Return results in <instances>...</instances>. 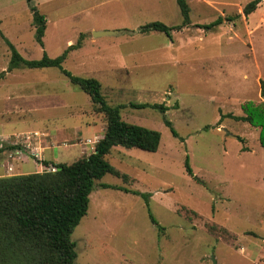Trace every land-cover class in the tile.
I'll return each mask as SVG.
<instances>
[{
	"label": "rangeland",
	"instance_id": "obj_1",
	"mask_svg": "<svg viewBox=\"0 0 264 264\" xmlns=\"http://www.w3.org/2000/svg\"><path fill=\"white\" fill-rule=\"evenodd\" d=\"M252 1L186 0L189 26L167 37L134 32L180 26L176 0H0V147L15 148L0 153V178L87 158L106 126L59 70L6 72V41L28 61L66 54L62 68L96 79L122 121L161 136L155 153L116 146L107 155L119 176L96 182L71 235L74 264H264V148L257 128L229 118L243 116V102H260L264 0L245 16ZM30 7L45 18L43 47ZM162 103L165 113L151 107Z\"/></svg>",
	"mask_w": 264,
	"mask_h": 264
},
{
	"label": "trees",
	"instance_id": "obj_2",
	"mask_svg": "<svg viewBox=\"0 0 264 264\" xmlns=\"http://www.w3.org/2000/svg\"><path fill=\"white\" fill-rule=\"evenodd\" d=\"M32 0H27L30 4ZM261 0H255L244 7L243 14L249 16L254 12ZM182 23L180 26L167 27L159 22L140 27L136 33L149 35L151 33L171 36V32H179L189 26V8L186 0H176ZM32 23L35 28L34 39L43 47L42 39L45 31V18L34 7H30ZM239 15L218 18L214 22L201 26L211 30L224 21L233 22ZM4 38L2 35H0ZM11 57L8 70L16 69H48L54 68L68 79L70 84L78 87L89 96L97 113L105 120L103 137L96 142L93 152L87 158H81L72 164H51L44 162L45 167L52 166L54 172L33 173L13 177L0 178V264H74L76 244L71 235L86 216L89 208V197L95 184L105 174L119 176L106 160L107 155L116 146L127 149H138L155 153L159 147L161 136L158 132L122 121L118 107H110L101 95V85L93 78L85 79L73 76L62 68L66 58L63 54L57 58H49L43 54L40 60H24L6 41ZM74 46H70L69 50ZM5 72L0 74V79ZM260 96L264 98V81H260ZM145 108V106H133ZM153 109L165 113L164 104L153 105ZM243 116L230 119L244 122L257 128L258 144L264 148V102L246 101L241 104ZM171 134L177 137L170 123L166 122ZM239 141H242L239 138ZM14 147H0V153ZM186 171H192L185 161ZM133 195L137 192L127 191ZM143 199L147 196L141 195ZM151 222L156 224L151 217Z\"/></svg>",
	"mask_w": 264,
	"mask_h": 264
},
{
	"label": "water",
	"instance_id": "obj_3",
	"mask_svg": "<svg viewBox=\"0 0 264 264\" xmlns=\"http://www.w3.org/2000/svg\"><path fill=\"white\" fill-rule=\"evenodd\" d=\"M123 32H97V33H94V37H100V36H106V35H119V34H122ZM212 263L213 264H216L214 259L212 258L211 259Z\"/></svg>",
	"mask_w": 264,
	"mask_h": 264
},
{
	"label": "crops",
	"instance_id": "obj_4",
	"mask_svg": "<svg viewBox=\"0 0 264 264\" xmlns=\"http://www.w3.org/2000/svg\"><path fill=\"white\" fill-rule=\"evenodd\" d=\"M97 32H98V31H94V33H97ZM123 33H127V32H126V31H123ZM123 33H122V34H123ZM134 33L137 34L136 31H135ZM119 35H121V34H119ZM259 85H260V84H259ZM259 100L264 102V98H261V96H260V92H259ZM63 130H64V129H62V130L60 129V132L63 133ZM57 133H59V131H55V130H53V134H51V136H52V139H51V140H55V139H54V134H57ZM49 134H50V133L48 132V135H49ZM6 135H7V134H3V137L6 136ZM8 136H10V134H9ZM101 138H102V136L100 137V139H101ZM3 140H4V139H3Z\"/></svg>",
	"mask_w": 264,
	"mask_h": 264
}]
</instances>
